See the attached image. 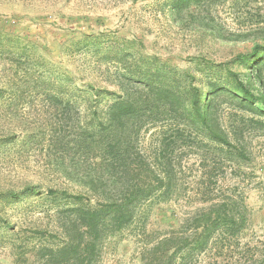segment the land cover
Wrapping results in <instances>:
<instances>
[{"label": "rangeland", "instance_id": "374dc122", "mask_svg": "<svg viewBox=\"0 0 264 264\" xmlns=\"http://www.w3.org/2000/svg\"><path fill=\"white\" fill-rule=\"evenodd\" d=\"M171 1L0 0V264L59 242L72 208L120 187L98 157L99 122L122 92L140 124H155L146 140L169 109L207 101L214 135L178 139L168 197L107 239L95 264H142L145 240L164 239L179 247L173 264H264V0L192 1L179 16ZM211 206L245 228L198 251Z\"/></svg>", "mask_w": 264, "mask_h": 264}, {"label": "trees", "instance_id": "16d2710c", "mask_svg": "<svg viewBox=\"0 0 264 264\" xmlns=\"http://www.w3.org/2000/svg\"><path fill=\"white\" fill-rule=\"evenodd\" d=\"M192 1L199 3L200 0H172L171 13L181 15L190 8ZM120 88L123 89V86L120 85ZM156 92L158 100L163 98V94L166 95V91L160 87ZM122 94V97L118 96L108 103L99 122L101 139L98 157L106 180L120 187L107 200L72 208V218L59 224L62 237L59 242L34 245L28 258L15 256L14 264L22 263V260L25 263L33 261V264H95L107 239L134 226L142 213L140 211L147 207L150 200L168 197L175 167L172 154L178 146V139L185 138V135L192 137V131L195 135H214L210 103L207 101L204 110L199 102L193 104L192 112L184 109V114L182 109L179 115L172 110L174 108L169 109L166 113L172 111L173 120L170 118V121L158 123L161 125L159 130L150 133L146 140L149 128L155 124H140L137 104L128 98L126 92ZM151 136L156 140L147 144ZM216 137L220 144L229 145L225 138ZM95 182L102 183L101 180ZM25 192L32 193V190ZM74 199L81 203L79 198ZM228 208L222 206L221 210H216L211 206V210L202 216L200 227H203V232L198 235L200 241L195 246L198 251L205 249L207 239L214 232L235 226L241 230L245 228L244 218L241 222H235ZM171 243L169 239L155 242L145 240L141 263L173 264L179 247L175 249Z\"/></svg>", "mask_w": 264, "mask_h": 264}]
</instances>
